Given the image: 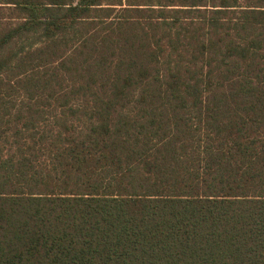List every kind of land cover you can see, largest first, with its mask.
Here are the masks:
<instances>
[{
	"label": "trees",
	"instance_id": "16d2710c",
	"mask_svg": "<svg viewBox=\"0 0 264 264\" xmlns=\"http://www.w3.org/2000/svg\"><path fill=\"white\" fill-rule=\"evenodd\" d=\"M0 264H264V0H0Z\"/></svg>",
	"mask_w": 264,
	"mask_h": 264
}]
</instances>
